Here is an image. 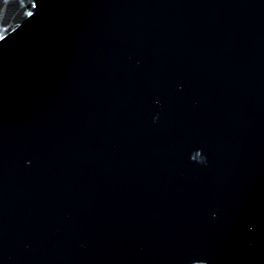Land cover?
I'll return each mask as SVG.
<instances>
[{"label": "water", "instance_id": "obj_1", "mask_svg": "<svg viewBox=\"0 0 264 264\" xmlns=\"http://www.w3.org/2000/svg\"><path fill=\"white\" fill-rule=\"evenodd\" d=\"M264 80V0H0V264H71L175 136Z\"/></svg>", "mask_w": 264, "mask_h": 264}]
</instances>
